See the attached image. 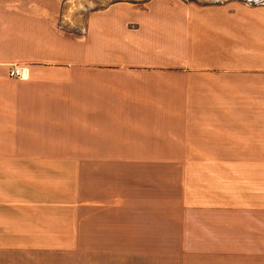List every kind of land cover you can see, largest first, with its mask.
I'll return each instance as SVG.
<instances>
[{
  "label": "crops",
  "instance_id": "0c3cea01",
  "mask_svg": "<svg viewBox=\"0 0 264 264\" xmlns=\"http://www.w3.org/2000/svg\"><path fill=\"white\" fill-rule=\"evenodd\" d=\"M60 6L0 0V264H264V5Z\"/></svg>",
  "mask_w": 264,
  "mask_h": 264
},
{
  "label": "rangeland",
  "instance_id": "374dc122",
  "mask_svg": "<svg viewBox=\"0 0 264 264\" xmlns=\"http://www.w3.org/2000/svg\"><path fill=\"white\" fill-rule=\"evenodd\" d=\"M108 0H61L56 26L59 31L64 33H80L82 29V18L86 11L99 7ZM185 1V0H184ZM191 1V0H186ZM196 2L216 3L226 0H192ZM231 1V0H227ZM242 1L250 4L264 5V0H233Z\"/></svg>",
  "mask_w": 264,
  "mask_h": 264
},
{
  "label": "built area",
  "instance_id": "2783aa9c",
  "mask_svg": "<svg viewBox=\"0 0 264 264\" xmlns=\"http://www.w3.org/2000/svg\"><path fill=\"white\" fill-rule=\"evenodd\" d=\"M26 74V68L19 64H10L7 70V77L23 79Z\"/></svg>",
  "mask_w": 264,
  "mask_h": 264
}]
</instances>
